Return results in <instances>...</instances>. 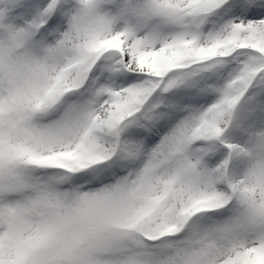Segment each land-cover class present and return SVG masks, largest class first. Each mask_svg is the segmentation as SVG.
Masks as SVG:
<instances>
[{
    "label": "snow or ice",
    "instance_id": "1",
    "mask_svg": "<svg viewBox=\"0 0 264 264\" xmlns=\"http://www.w3.org/2000/svg\"><path fill=\"white\" fill-rule=\"evenodd\" d=\"M0 264H264V0H0Z\"/></svg>",
    "mask_w": 264,
    "mask_h": 264
}]
</instances>
